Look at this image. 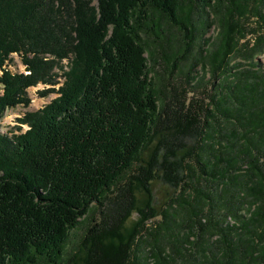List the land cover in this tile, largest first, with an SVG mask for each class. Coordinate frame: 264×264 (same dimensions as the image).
Wrapping results in <instances>:
<instances>
[{
	"label": "trees",
	"instance_id": "1",
	"mask_svg": "<svg viewBox=\"0 0 264 264\" xmlns=\"http://www.w3.org/2000/svg\"><path fill=\"white\" fill-rule=\"evenodd\" d=\"M263 5L0 0V121L31 87L57 94L0 131V264H264V67L231 64ZM166 28L185 54L166 53ZM179 57L187 85H209L200 98L161 96L156 69Z\"/></svg>",
	"mask_w": 264,
	"mask_h": 264
},
{
	"label": "rangeland",
	"instance_id": "2",
	"mask_svg": "<svg viewBox=\"0 0 264 264\" xmlns=\"http://www.w3.org/2000/svg\"><path fill=\"white\" fill-rule=\"evenodd\" d=\"M259 1V0H256ZM258 6V5H257ZM259 7V6H258ZM261 14L264 15V5L260 7ZM241 27L243 29V37L239 38V48H238V54L234 57H231V64L234 62V64H240L241 68L244 70H252L253 68L250 66L248 61L259 63L264 67V43L258 44L256 46V42L259 38H263L264 40V17L263 19H260L257 17L253 12L248 14L244 19L241 20ZM168 32H170V28H166ZM177 32L171 31L170 34H167V38L169 40V43H166L167 46H165L166 53L169 51L175 52V54L183 55L185 54L187 46H183L180 43V40ZM219 37V29L218 24L215 23L214 26L207 31L204 38L210 39L212 42H216L217 38ZM198 40L193 45V48L190 49L191 53L190 55L196 54L198 51ZM256 46V47H255ZM251 48H255L254 51L251 50ZM172 49V50H171ZM210 51L212 49V46H204L203 50ZM251 56L252 60H248L247 56ZM12 62L8 63L6 66L8 67V70L12 73L17 72L18 74H24V72H21L26 70L21 63V61L18 59V57H12ZM178 62L176 63V67L168 66L166 68L162 69H156L157 74L161 75V77H164L166 80L164 81L163 85L165 86V90H161V96L166 95L170 96L173 92V88L176 89V91H180L181 88L184 90H192L194 91V94L200 98L202 95H205L206 88L209 86L205 84L204 82H199L195 84L193 87H190L191 85L186 84V67L187 65L184 64V61L179 57ZM66 61L62 62V66L65 68ZM262 71V69H261ZM26 72V71H25ZM195 72L198 73V76L204 75V73L201 72L200 67L196 68ZM28 74V73H27ZM59 74V73H58ZM155 75L157 77L158 75ZM194 74V73H193ZM210 77L209 70H207L205 74V79H208ZM61 84V81L59 80V83L55 86L56 89H58ZM49 85H43L38 84L35 87H31L27 90V96L30 99V103L27 107H24L22 105H19L15 108L7 109L4 112V115L0 121V131L2 133H6L8 131H14L19 124L17 123V119H20L24 116L26 112H35L37 110H40L43 108L44 105L48 104L52 99L57 97V94L51 93L47 96L40 97L38 94L39 92L43 91L45 88H49ZM3 90L0 88V93H2ZM21 131H26L28 129L27 125H20ZM19 133V132H17ZM93 214L96 216L97 211L94 210ZM90 223L89 218L84 219L80 226L73 230L70 234L69 242L66 244L65 247V255L68 256L71 251L75 249L77 244L80 242L85 227H87ZM153 224V223H150Z\"/></svg>",
	"mask_w": 264,
	"mask_h": 264
},
{
	"label": "built area",
	"instance_id": "3",
	"mask_svg": "<svg viewBox=\"0 0 264 264\" xmlns=\"http://www.w3.org/2000/svg\"><path fill=\"white\" fill-rule=\"evenodd\" d=\"M13 56H14L15 58L18 57V59L20 60V57L17 56L16 54H12V55H11V58H12ZM12 59H13V58H12ZM20 61H21V60H20ZM22 67H24V65H23ZM7 68H8V67H7ZM24 68H25V67H24ZM21 72H24L25 74L28 73V72H25V70H24V71L21 70ZM15 73H17V72H15ZM0 74H2V72H0Z\"/></svg>",
	"mask_w": 264,
	"mask_h": 264
}]
</instances>
